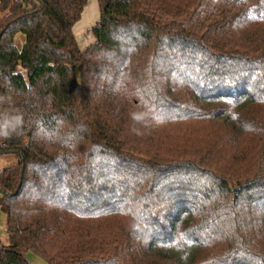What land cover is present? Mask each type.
Masks as SVG:
<instances>
[{
	"label": "trees",
	"instance_id": "obj_1",
	"mask_svg": "<svg viewBox=\"0 0 264 264\" xmlns=\"http://www.w3.org/2000/svg\"><path fill=\"white\" fill-rule=\"evenodd\" d=\"M98 3L0 0V264H264V0Z\"/></svg>",
	"mask_w": 264,
	"mask_h": 264
},
{
	"label": "rangeland",
	"instance_id": "obj_2",
	"mask_svg": "<svg viewBox=\"0 0 264 264\" xmlns=\"http://www.w3.org/2000/svg\"><path fill=\"white\" fill-rule=\"evenodd\" d=\"M100 20V8L98 0H87V5L82 13L80 20L75 24L73 28L74 35L76 37L78 46L80 49L84 50L91 44L95 42L94 36L92 34V29L96 26ZM25 37L21 34L17 35L15 39V44L18 48H22ZM77 81L80 80L78 73L76 74ZM201 130V132H209L206 126L199 125L196 130ZM192 139H195V135L190 134ZM14 158L4 156L0 158V169L9 165L13 162ZM6 226V216L0 211V243L8 245V235ZM29 259L33 264H49L46 260L35 256L33 253H29Z\"/></svg>",
	"mask_w": 264,
	"mask_h": 264
},
{
	"label": "clouds",
	"instance_id": "obj_3",
	"mask_svg": "<svg viewBox=\"0 0 264 264\" xmlns=\"http://www.w3.org/2000/svg\"><path fill=\"white\" fill-rule=\"evenodd\" d=\"M22 124L19 115L0 114V137L8 138Z\"/></svg>",
	"mask_w": 264,
	"mask_h": 264
}]
</instances>
